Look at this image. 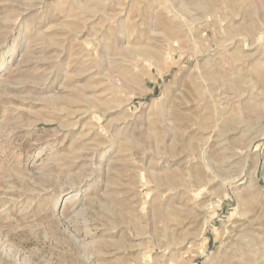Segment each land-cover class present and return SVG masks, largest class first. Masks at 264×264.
Wrapping results in <instances>:
<instances>
[{"label":"rangeland","instance_id":"1","mask_svg":"<svg viewBox=\"0 0 264 264\" xmlns=\"http://www.w3.org/2000/svg\"><path fill=\"white\" fill-rule=\"evenodd\" d=\"M231 263L264 264V0H0V264Z\"/></svg>","mask_w":264,"mask_h":264},{"label":"bare ground","instance_id":"2","mask_svg":"<svg viewBox=\"0 0 264 264\" xmlns=\"http://www.w3.org/2000/svg\"><path fill=\"white\" fill-rule=\"evenodd\" d=\"M229 263H230V261H229ZM232 264V263H231Z\"/></svg>","mask_w":264,"mask_h":264}]
</instances>
